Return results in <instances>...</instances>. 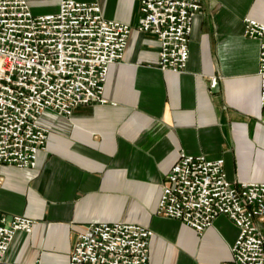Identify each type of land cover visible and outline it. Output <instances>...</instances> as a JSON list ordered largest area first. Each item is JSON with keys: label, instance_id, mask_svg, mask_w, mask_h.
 <instances>
[{"label": "crops", "instance_id": "0c3cea01", "mask_svg": "<svg viewBox=\"0 0 264 264\" xmlns=\"http://www.w3.org/2000/svg\"><path fill=\"white\" fill-rule=\"evenodd\" d=\"M60 1L27 0L36 16L56 14ZM75 1L98 4L132 33L109 69L108 102L45 115L50 133L35 169L0 165V212L35 221L32 233L16 235L6 262L70 264L88 225L123 222L153 231L150 264H231L239 229L229 218L200 235L157 213L182 153L223 159L232 182L264 183L260 45L244 25L264 24V0H204L183 73L159 69L160 43L137 30L141 0Z\"/></svg>", "mask_w": 264, "mask_h": 264}, {"label": "built area", "instance_id": "2783aa9c", "mask_svg": "<svg viewBox=\"0 0 264 264\" xmlns=\"http://www.w3.org/2000/svg\"><path fill=\"white\" fill-rule=\"evenodd\" d=\"M204 0H141L137 30L160 43L158 67L183 73L195 16ZM245 36L260 45L264 113V24L245 19ZM132 28L107 20L98 4L61 0L56 14L36 16L27 0H0V165L35 169L46 149L47 114L71 117L76 108L106 104L109 69L123 60ZM217 78L211 79L216 89ZM159 216L200 235L225 216L239 229L231 264H264V183L228 179L225 161L182 153L167 175ZM35 221L0 212V264L19 232ZM154 233L132 223H91L78 237L70 264H150ZM33 264H41L39 261Z\"/></svg>", "mask_w": 264, "mask_h": 264}]
</instances>
